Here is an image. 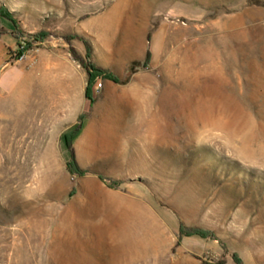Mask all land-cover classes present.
<instances>
[{
    "label": "rangeland",
    "instance_id": "rangeland-1",
    "mask_svg": "<svg viewBox=\"0 0 264 264\" xmlns=\"http://www.w3.org/2000/svg\"><path fill=\"white\" fill-rule=\"evenodd\" d=\"M1 5L19 28L17 41L11 39L14 45L0 58V65L16 66L0 70V146L8 150L14 175L23 156L18 143L4 140L27 137L30 152L22 161V189L16 179L12 197L0 201V264H264V0ZM41 31L48 33L42 42L34 38ZM86 44L90 60L120 82L96 75L94 101L85 90L86 107L73 124L60 128L50 122L53 115L48 118L43 149L37 96L47 92L25 85L45 78L35 67L44 52L75 63L76 79L83 72L87 88L81 64L88 61ZM61 111L63 118L71 116L69 108ZM81 114V132L92 116L115 118L105 119L115 128L106 131L115 143L109 149L113 160L103 161L88 145L80 156L89 171L74 149L81 132L71 149L65 142ZM127 140L135 146L125 147ZM72 152L85 175L69 170ZM126 158L127 164L120 163ZM130 186L155 208L151 221L135 220L150 236V248L142 246L132 224L131 231L118 221L111 228L100 216L107 191ZM181 225L193 233L180 235Z\"/></svg>",
    "mask_w": 264,
    "mask_h": 264
},
{
    "label": "crops",
    "instance_id": "crops-1",
    "mask_svg": "<svg viewBox=\"0 0 264 264\" xmlns=\"http://www.w3.org/2000/svg\"><path fill=\"white\" fill-rule=\"evenodd\" d=\"M3 27L5 30H0L1 60H3L5 55V48L12 47L14 42L17 41L18 37V29L12 22L8 21L4 25L0 20V28ZM11 39L14 40L13 43L10 41ZM5 67H11V69L15 70L16 66L10 65L9 61H4V63H1L0 65V70ZM35 67L37 69L39 68V71L41 74H43V77L52 79V81H49L43 78L41 81L25 85L27 88L33 87L40 91L47 92V94H40L37 96L38 102L40 103V115L37 118L39 124L37 127L38 130H36V132L39 139V145H41V148L44 149V139L46 138L45 131L47 126H49L48 118L53 115V121L51 120L50 122H53L54 125H59L60 128L62 125H66L64 127L66 128L75 122L76 115L82 111L84 107H86V77L85 74L81 72V79L80 81H77V65L70 61L69 58L63 57L61 54L56 53H40L38 55V61ZM98 87H102V83H99ZM110 88L111 86L107 91H109ZM62 107L69 108L71 113L69 118H63L61 114ZM55 116H57V118H55ZM108 117L92 116V118L87 119L83 131L74 141V149L77 159L80 165L86 168L88 171L91 170V167L86 166L88 163L84 162L83 157L80 156L84 152V148L88 145L90 146V151H92L93 154L96 155L98 153H102L105 156V158H102L103 161L110 162L113 160V151H109V149H113L115 147V143L111 140L112 137L106 135V131L113 133L115 128L114 130H111V127H107L105 125V122H107L105 119L107 118L110 119L111 122H114L115 118L111 116ZM123 119H125L127 122L135 121L134 116H125ZM124 139H129V137L124 136ZM128 144L135 146L134 140L131 142L128 140L125 141V147H127ZM60 145L61 143L58 144L59 147ZM94 159L98 160L99 157L95 156ZM128 161H130V159L126 158V160H122L120 163L127 164ZM136 191H141V189L135 186H130L123 191L108 190L106 197H103L104 199L102 198L99 202V212L101 218L105 222V225L107 224L111 228H116V221H118L123 225L126 224L127 227H129L127 230L131 231L130 229L132 224V228L136 227L134 230L135 235H137L138 238L142 237L140 242L144 241L142 246L145 248H150V236L147 234L146 230H142L141 227L136 225L135 220L141 219L151 221L155 208L152 204V201L145 196V193L139 195L136 193ZM173 264H189V260L183 259L181 263L174 260Z\"/></svg>",
    "mask_w": 264,
    "mask_h": 264
},
{
    "label": "trees",
    "instance_id": "trees-1",
    "mask_svg": "<svg viewBox=\"0 0 264 264\" xmlns=\"http://www.w3.org/2000/svg\"><path fill=\"white\" fill-rule=\"evenodd\" d=\"M0 16H3L5 18H7L8 20H10L16 26L17 29L19 28L18 23L15 20V18L12 16V14L3 5L0 6ZM47 36H48L47 32L41 31V32L35 34L34 38L36 40L42 42V41L45 40V38ZM86 47H87V58H88V61L84 62V61L81 60V64L88 71V85H87V88H86V98L91 103H93L94 100L92 98V85H93V82L95 80L96 75H102L103 77L109 78V79H111V80H113L115 82H120V80H119V78L116 75H114L112 73H109V72L103 70L102 68L96 66L90 60L91 55H92L90 46H88V44H86ZM71 51L73 52V50H71ZM23 52H24L23 50H19V52H18L19 54L18 55L20 56ZM75 59H76V56H75ZM149 59H150V53L147 54L146 64L149 62ZM139 66H140V64H136V67H139ZM132 69H135V68H132ZM84 118H85V114H81L79 116L78 123H77L76 127L65 134V142H66V145L70 149L72 148L73 140L81 132ZM68 167H69V170L71 172L77 174L78 176H83V175L86 174V171H84V170L79 168L78 163L76 161V157H75L73 152H72L71 160L68 162ZM100 178H101L102 181L107 183L112 188H116L119 185L117 182H112L111 180H109V179H107V178H105L103 176H100ZM179 233H180V235H186V234H191L193 232L188 230V229H186L184 226L181 225L180 228H179ZM202 234L205 235V236H208V234L205 233V232H202Z\"/></svg>",
    "mask_w": 264,
    "mask_h": 264
},
{
    "label": "bare ground",
    "instance_id": "bare-ground-1",
    "mask_svg": "<svg viewBox=\"0 0 264 264\" xmlns=\"http://www.w3.org/2000/svg\"><path fill=\"white\" fill-rule=\"evenodd\" d=\"M17 135H12L10 138L7 137L4 140V143H12V142H16L19 144V154L23 156V158H20V172L18 175H14L13 174V170L14 168L12 166H10V164L12 163V160L9 156H7L8 150L5 151L3 150L2 147L5 146V144L3 146H0V201H8L11 197H12V190H13V183L16 181L18 182V187L20 189H22V180L25 176V167H23L22 165V161L24 163H26L27 161V156H28V152L29 148L27 147V137L21 138L20 140L15 139ZM17 138V137H16ZM10 148V147H9ZM8 148V149H9ZM6 155V156H5ZM3 156V158L5 159H1ZM14 162V161H13ZM23 163V164H24ZM3 238V237H2ZM1 239V237H0Z\"/></svg>",
    "mask_w": 264,
    "mask_h": 264
},
{
    "label": "built area",
    "instance_id": "built-area-1",
    "mask_svg": "<svg viewBox=\"0 0 264 264\" xmlns=\"http://www.w3.org/2000/svg\"><path fill=\"white\" fill-rule=\"evenodd\" d=\"M25 58V53L23 52L21 55H20V60H23Z\"/></svg>",
    "mask_w": 264,
    "mask_h": 264
}]
</instances>
